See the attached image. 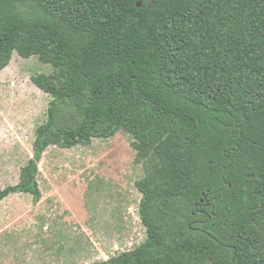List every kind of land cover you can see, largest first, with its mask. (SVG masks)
Returning <instances> with one entry per match:
<instances>
[{"label": "trees", "instance_id": "trees-1", "mask_svg": "<svg viewBox=\"0 0 264 264\" xmlns=\"http://www.w3.org/2000/svg\"><path fill=\"white\" fill-rule=\"evenodd\" d=\"M14 52L52 99L0 202L41 200L50 146L123 130L147 238L90 264H264V0H0V71Z\"/></svg>", "mask_w": 264, "mask_h": 264}, {"label": "rangeland", "instance_id": "rangeland-1", "mask_svg": "<svg viewBox=\"0 0 264 264\" xmlns=\"http://www.w3.org/2000/svg\"><path fill=\"white\" fill-rule=\"evenodd\" d=\"M14 52L0 71V190L20 180L52 96L32 80L53 73ZM136 139L123 130L73 148L50 146L39 163V202L15 193L0 202V263L89 264L141 245L147 228L137 181L146 175Z\"/></svg>", "mask_w": 264, "mask_h": 264}, {"label": "crops", "instance_id": "crops-1", "mask_svg": "<svg viewBox=\"0 0 264 264\" xmlns=\"http://www.w3.org/2000/svg\"><path fill=\"white\" fill-rule=\"evenodd\" d=\"M100 251H102V254H104L105 255V257H103V256H101V259H108V258H110L111 256L109 255V253H107V250L105 249L104 250V248L102 249V248H100ZM113 255H116V253H113ZM95 261V260H94ZM0 264H13L12 262H9V261H5V262H2V263H0ZM75 264V263H74ZM90 264V263H89Z\"/></svg>", "mask_w": 264, "mask_h": 264}, {"label": "water", "instance_id": "water-1", "mask_svg": "<svg viewBox=\"0 0 264 264\" xmlns=\"http://www.w3.org/2000/svg\"><path fill=\"white\" fill-rule=\"evenodd\" d=\"M138 5H139V6H142V3L140 2V3H138Z\"/></svg>", "mask_w": 264, "mask_h": 264}]
</instances>
